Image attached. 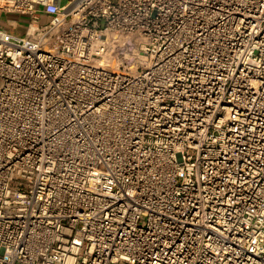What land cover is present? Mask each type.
<instances>
[{
  "label": "built area",
  "instance_id": "obj_1",
  "mask_svg": "<svg viewBox=\"0 0 264 264\" xmlns=\"http://www.w3.org/2000/svg\"><path fill=\"white\" fill-rule=\"evenodd\" d=\"M0 13V264H264V0Z\"/></svg>",
  "mask_w": 264,
  "mask_h": 264
},
{
  "label": "rangeland",
  "instance_id": "obj_2",
  "mask_svg": "<svg viewBox=\"0 0 264 264\" xmlns=\"http://www.w3.org/2000/svg\"><path fill=\"white\" fill-rule=\"evenodd\" d=\"M64 2H66V0H61V3ZM6 15L7 14L0 13V27L22 37L29 17L27 15H19L18 18L13 19L14 23L11 24Z\"/></svg>",
  "mask_w": 264,
  "mask_h": 264
},
{
  "label": "crops",
  "instance_id": "obj_3",
  "mask_svg": "<svg viewBox=\"0 0 264 264\" xmlns=\"http://www.w3.org/2000/svg\"><path fill=\"white\" fill-rule=\"evenodd\" d=\"M6 17L11 22V24L14 23L13 19L17 18V16L14 14H7ZM43 19H44V17H43Z\"/></svg>",
  "mask_w": 264,
  "mask_h": 264
}]
</instances>
